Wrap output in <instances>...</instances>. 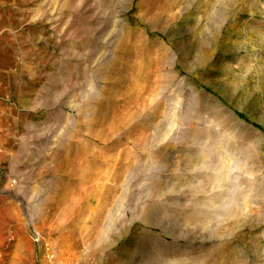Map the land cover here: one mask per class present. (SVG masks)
I'll list each match as a JSON object with an SVG mask.
<instances>
[{
  "label": "rangeland",
  "instance_id": "obj_1",
  "mask_svg": "<svg viewBox=\"0 0 264 264\" xmlns=\"http://www.w3.org/2000/svg\"><path fill=\"white\" fill-rule=\"evenodd\" d=\"M0 264H264V0H0Z\"/></svg>",
  "mask_w": 264,
  "mask_h": 264
},
{
  "label": "bare ground",
  "instance_id": "obj_2",
  "mask_svg": "<svg viewBox=\"0 0 264 264\" xmlns=\"http://www.w3.org/2000/svg\"><path fill=\"white\" fill-rule=\"evenodd\" d=\"M210 126V125H209ZM214 126H216L215 124H214ZM211 127H213V125L211 126ZM216 128V127H215ZM217 129H218V127H217ZM212 130V129H211ZM223 131H225V130H223ZM212 132V131H211ZM218 132V131H217ZM209 133V132H208ZM221 133H222V131H221ZM230 133V132H229ZM226 134V133H225ZM232 134V133H231ZM235 134V133H234ZM234 134H233V136H234ZM219 135H221V134H219ZM222 136V135H221ZM224 136V135H223ZM217 137H218V135H217ZM225 137H227V135L225 136ZM228 137H230L229 135H228ZM235 137V136H234ZM237 137V136H236ZM218 139H222V138H218ZM225 139H227V138H225ZM231 138H229V140H230ZM223 140V139H222ZM232 140H233V138H232ZM217 143L218 142H220V141H216ZM233 142V141H232ZM224 143V142H223ZM219 144H221V143H219ZM231 144V143H230ZM224 145H225V143H224ZM227 145V144H226ZM221 146H223V145H221ZM220 146V147H221ZM230 146V145H229ZM231 147V146H230ZM206 148H207V146H206ZM214 148V147H213ZM223 148V147H222ZM205 149V148H204ZM230 149V148H229ZM208 150V149H207ZM227 150V149H226ZM206 151V150H205ZM223 151V150H222ZM228 151V150H227ZM232 151H234V150H232ZM219 152V151H218ZM223 153V152H222ZM228 154H229V152H227ZM226 155V154H225ZM222 156V155H221ZM232 156V155H231ZM227 157H229V155L227 156ZM233 157H234V155L231 157L232 158V160H233ZM232 165V164H231ZM232 167V166H231ZM230 167V168H231ZM240 167H242V166H240ZM236 168H238V167H236ZM224 169V168H223ZM216 170V169H215ZM225 170V169H224ZM223 171V170H222ZM229 172H230V170H229ZM221 173H219L218 175H220ZM226 175V174H225ZM232 175V174H231ZM224 177V175H221V176H219V178L220 177ZM230 177V176H229ZM233 177V176H232ZM219 180V179H218ZM212 194V193H211Z\"/></svg>",
  "mask_w": 264,
  "mask_h": 264
}]
</instances>
